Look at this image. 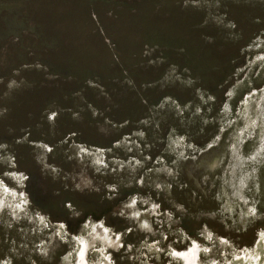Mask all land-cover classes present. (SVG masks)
Returning a JSON list of instances; mask_svg holds the SVG:
<instances>
[{
    "label": "rangeland",
    "instance_id": "obj_1",
    "mask_svg": "<svg viewBox=\"0 0 264 264\" xmlns=\"http://www.w3.org/2000/svg\"><path fill=\"white\" fill-rule=\"evenodd\" d=\"M0 264H264V0H0Z\"/></svg>",
    "mask_w": 264,
    "mask_h": 264
},
{
    "label": "crops",
    "instance_id": "obj_2",
    "mask_svg": "<svg viewBox=\"0 0 264 264\" xmlns=\"http://www.w3.org/2000/svg\"><path fill=\"white\" fill-rule=\"evenodd\" d=\"M76 129H73L72 131H69V132H64V134H69V133H73V135H79L80 134V131L79 130H77V131H75Z\"/></svg>",
    "mask_w": 264,
    "mask_h": 264
},
{
    "label": "bare ground",
    "instance_id": "obj_3",
    "mask_svg": "<svg viewBox=\"0 0 264 264\" xmlns=\"http://www.w3.org/2000/svg\"><path fill=\"white\" fill-rule=\"evenodd\" d=\"M189 254H190V252H189Z\"/></svg>",
    "mask_w": 264,
    "mask_h": 264
},
{
    "label": "trees",
    "instance_id": "obj_4",
    "mask_svg": "<svg viewBox=\"0 0 264 264\" xmlns=\"http://www.w3.org/2000/svg\"><path fill=\"white\" fill-rule=\"evenodd\" d=\"M29 176V175H28Z\"/></svg>",
    "mask_w": 264,
    "mask_h": 264
}]
</instances>
